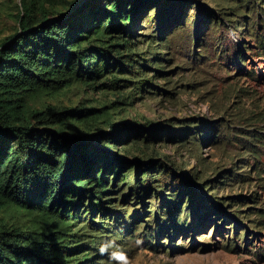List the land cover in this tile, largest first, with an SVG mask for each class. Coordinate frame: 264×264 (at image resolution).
<instances>
[{"label":"rangeland","instance_id":"obj_1","mask_svg":"<svg viewBox=\"0 0 264 264\" xmlns=\"http://www.w3.org/2000/svg\"><path fill=\"white\" fill-rule=\"evenodd\" d=\"M21 1L0 0V42L16 32ZM56 1L73 2L75 28L113 10L110 0ZM154 1L131 27L132 72L60 97L65 108L108 105L138 142L128 155L123 142L104 147L129 166L112 167L92 220L136 264H264V0ZM86 212L75 231L90 225ZM101 243L88 264H110Z\"/></svg>","mask_w":264,"mask_h":264},{"label":"trees","instance_id":"obj_2","mask_svg":"<svg viewBox=\"0 0 264 264\" xmlns=\"http://www.w3.org/2000/svg\"><path fill=\"white\" fill-rule=\"evenodd\" d=\"M108 4L112 13L93 12L87 26L75 28L73 2L22 0L16 32L0 42V264H88L106 238L90 204L110 193V172L129 164L104 147L123 142L128 155L138 142L108 105L65 108L60 97L116 68L132 72L125 62L140 52L131 27L156 7L153 0ZM143 76L120 78L142 83ZM83 206L90 225L75 231Z\"/></svg>","mask_w":264,"mask_h":264},{"label":"clouds","instance_id":"obj_3","mask_svg":"<svg viewBox=\"0 0 264 264\" xmlns=\"http://www.w3.org/2000/svg\"><path fill=\"white\" fill-rule=\"evenodd\" d=\"M141 243L142 241H137L138 245ZM98 252L101 256H107L110 264H136L135 258L129 257L115 240H106L101 243Z\"/></svg>","mask_w":264,"mask_h":264}]
</instances>
